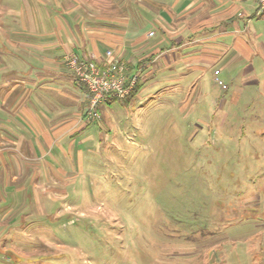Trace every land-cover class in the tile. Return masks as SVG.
<instances>
[{"label": "rangeland", "instance_id": "rangeland-1", "mask_svg": "<svg viewBox=\"0 0 264 264\" xmlns=\"http://www.w3.org/2000/svg\"><path fill=\"white\" fill-rule=\"evenodd\" d=\"M106 1L0 0V50L38 40L29 18L87 26ZM244 75L210 67L110 102L76 181L2 225L0 264H264V74Z\"/></svg>", "mask_w": 264, "mask_h": 264}, {"label": "crops", "instance_id": "crops-1", "mask_svg": "<svg viewBox=\"0 0 264 264\" xmlns=\"http://www.w3.org/2000/svg\"><path fill=\"white\" fill-rule=\"evenodd\" d=\"M136 1L139 8L131 7L132 0H107L97 15L85 10L94 19L86 18L82 27L48 30L29 18L21 29L38 35L37 41L1 44L6 50H0V234L9 231L2 225L27 210L29 193L41 210L48 193L66 191L86 167L82 146L92 140L93 120L87 116L88 92L66 63L69 55L104 60L100 47L113 51L140 73L135 98L145 82L184 80L210 67L220 75L264 74V11L258 0ZM151 23L160 37L148 32Z\"/></svg>", "mask_w": 264, "mask_h": 264}, {"label": "built area", "instance_id": "built-area-1", "mask_svg": "<svg viewBox=\"0 0 264 264\" xmlns=\"http://www.w3.org/2000/svg\"><path fill=\"white\" fill-rule=\"evenodd\" d=\"M258 8L264 11V0H258ZM66 63L76 80L91 95L87 112L91 119H101L100 108L108 106L110 102L129 98L141 80L140 73L114 57L111 50L106 51L104 60L69 55ZM215 75H220V71L216 70ZM216 80L219 81L218 77Z\"/></svg>", "mask_w": 264, "mask_h": 264}, {"label": "trees", "instance_id": "trees-1", "mask_svg": "<svg viewBox=\"0 0 264 264\" xmlns=\"http://www.w3.org/2000/svg\"><path fill=\"white\" fill-rule=\"evenodd\" d=\"M139 88H140V85H138V87L136 88L135 92L129 98H127L126 100H124L123 102L130 103L131 100L134 99L135 96L137 95V93L139 91ZM90 99H91V95L88 93V98H87V103H86L87 105H89ZM92 120L94 121V120H99V119H92Z\"/></svg>", "mask_w": 264, "mask_h": 264}]
</instances>
